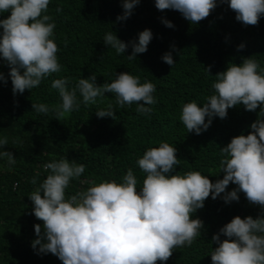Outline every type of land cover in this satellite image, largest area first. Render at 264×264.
I'll use <instances>...</instances> for the list:
<instances>
[{"label": "clouds", "instance_id": "obj_1", "mask_svg": "<svg viewBox=\"0 0 264 264\" xmlns=\"http://www.w3.org/2000/svg\"><path fill=\"white\" fill-rule=\"evenodd\" d=\"M139 3L122 0L123 13L116 20L129 18ZM227 3L235 19L245 26L257 25L264 15V0ZM49 4L50 0H0V13L10 12L6 19H0V57L10 69L13 95L38 87L62 70L54 41L56 23L47 14ZM155 7L178 11L191 24H197L217 7V0H155ZM162 23L174 27L166 19ZM152 38L150 29L139 32L137 40L129 42L132 53L126 58L134 61L137 54L145 53ZM103 42L117 55L129 46L112 31L105 34ZM243 47L238 45V50ZM172 48L179 54L174 45ZM161 59L171 67L175 64L171 51ZM210 68H204L209 76ZM0 81L7 82L2 72ZM51 87L58 92L60 103H32V109L52 113L58 121L78 111L81 103L96 104L105 93L115 94V104L120 108L136 104V112L142 115H150L158 102L156 85L147 80L141 83L139 76L129 72L115 73L110 82L100 86L93 73L74 85L67 77L53 79ZM211 88L212 94L204 103L192 101L182 106L180 120L187 132L199 135L208 129L213 117L224 119L228 109L237 105L250 112L259 108L251 131L233 137L219 149L218 173H223L222 179L213 183L199 171L172 174L180 163L177 149L161 142L146 149L136 161L145 174L139 191L138 178L129 168L120 183H93L85 191L66 196L70 182L84 173L85 165L65 157L54 159L43 165L48 175L28 197L33 205L31 214L43 222L42 226L34 225L36 239L31 247L38 248V253L55 255L62 264H157L167 261L174 249L190 247L201 236L203 221L193 219L192 214L203 208L210 195L215 200L223 193L221 198L227 204L238 201V193L243 192L250 204L264 209V67L253 56L243 58L239 65L228 63L224 71L216 73ZM96 115L116 119L112 104ZM8 143L7 137L0 138V149ZM12 143L22 141L16 137ZM0 158H6L9 168L16 163L10 151L0 150ZM31 183L35 185L37 178ZM230 183L237 187L226 191ZM211 241L217 245L210 253L211 264H264V213L256 218L233 217Z\"/></svg>", "mask_w": 264, "mask_h": 264}, {"label": "trees", "instance_id": "obj_2", "mask_svg": "<svg viewBox=\"0 0 264 264\" xmlns=\"http://www.w3.org/2000/svg\"><path fill=\"white\" fill-rule=\"evenodd\" d=\"M122 13V0H50L47 14L56 23L54 41L62 70L23 94L13 95L10 69L0 57V72L7 81H0V138L9 140L0 150L12 152L16 159L9 168L6 158H0V264H62L55 255L38 253V248L31 247L36 239L34 225L42 226L43 222L31 214L33 205L28 197L47 177L45 163L65 157L85 165L84 173L70 182L66 196L85 191L93 183H120L129 168L138 178L139 191L145 174L137 159L146 149L167 142L177 149L180 160L172 174L199 171L215 183L223 178V173H218L219 149L233 137L247 135L257 119L259 108L250 112L237 105L228 109L226 118L213 117L208 129L197 135L187 132L180 114L185 103L205 102V97L212 94L216 73L224 71L228 63L239 65L243 58L253 56L264 67V15L257 25L245 26L235 19L227 0H217V7L197 24H191L178 11L157 10L155 0H140L129 18L117 21ZM9 15L0 13V19ZM162 19L171 21L174 27H166ZM144 29L153 34L147 51L129 61V42L136 41ZM109 31L129 44L123 54L117 55L115 49L104 44ZM240 44L244 47L238 50ZM173 45L179 54L173 51ZM170 51L175 61L172 67L161 59ZM209 65L210 76L204 70ZM121 72L139 76L141 83L147 80L156 85L158 102L150 115L137 113L136 104L120 108L112 93L97 98L94 105L81 103L78 111L60 121L52 113L32 109V103H60L58 92L51 87L53 79L67 77L74 85L79 78L95 73L100 86ZM78 99L82 100L79 95ZM109 104L116 119L97 117L96 111ZM16 137L22 143L13 144ZM33 177L37 178L35 185L31 183ZM236 187L230 183L226 191ZM223 195L215 200L210 195L203 208L192 214L193 219L203 221L201 236L190 247L174 249L167 261L157 264H211L210 253L217 246L211 238L221 227L235 216L256 218L264 213L260 206L250 204L243 192L238 193V201L227 204Z\"/></svg>", "mask_w": 264, "mask_h": 264}]
</instances>
